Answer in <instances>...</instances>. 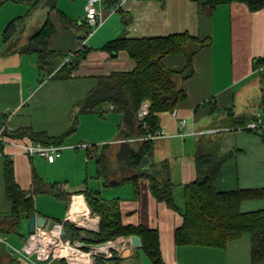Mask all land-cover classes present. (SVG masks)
<instances>
[{
  "label": "crops",
  "instance_id": "crops-1",
  "mask_svg": "<svg viewBox=\"0 0 264 264\" xmlns=\"http://www.w3.org/2000/svg\"><path fill=\"white\" fill-rule=\"evenodd\" d=\"M86 1L56 0V8L66 18H61L56 10L48 14L55 30L48 38L47 48L58 54L53 59L56 69L65 62L63 55L78 50V39L87 30L84 18ZM37 8L45 9L44 14L36 20L26 21ZM47 11L42 4L30 8L24 1L0 0V115L7 114V107L17 109L16 114H7L2 124L7 121L14 131L30 128L57 136L68 130L77 116L75 130L85 120H92L97 127L93 131L95 138L67 137L61 144V156L52 163L40 156L16 152L12 146H1L0 216L11 212V204L5 197L3 175V156L7 155L12 160L15 180L21 189L33 191L36 176L45 186L56 184L58 189L70 193L63 198L51 192L34 194V214L45 217L48 223L68 221L79 228L98 229L99 217L90 213L84 195L74 192L82 186L98 192L104 200L118 201L123 223L156 228L161 256L166 264L242 263L240 259L246 248H240L235 242L242 236L223 248H217L176 244L174 235L185 209V185L197 177V153L224 158L216 180L219 190L264 187V141L256 132L244 128L256 119L264 101V65L263 71H257L255 66L258 58H264V8L252 11L245 3L233 2L204 11L194 0H105L100 22L91 29L83 44L89 51L70 77H48L32 90L30 79L24 82L21 71L24 61L31 68H37V55L22 53L21 47L37 34ZM67 19L70 20L69 26L64 25ZM11 21L16 24L15 32L5 42L3 34ZM21 22L23 25L18 26ZM181 32L211 42L193 57V75L183 82L186 98L177 104L174 114H160L159 129L165 130L168 136L154 144L153 159L170 161V177L175 185L173 200L177 208L173 210L155 200L146 178L136 180L137 187L131 181L105 186L103 178L97 176V165L94 158L87 155V149L118 140L121 114L112 111L109 105H104L101 113L77 112L73 119L71 112L96 84L98 77L134 68L135 62L126 51L120 50L112 56L103 50L107 42L122 36L163 37ZM59 56L63 60L58 62ZM163 63L167 68L181 69L185 59L180 55H167ZM107 112L110 114L106 116ZM229 113L234 116L233 120ZM241 117L247 120L244 126L235 123L236 118ZM181 119L186 120L183 126L179 124ZM75 197L82 198L88 217L69 215ZM241 208L243 211L263 209L264 198L247 200ZM28 224L29 218L23 217L15 230L9 233L0 231L8 243L0 242V264H153L140 246L131 245L129 236L113 240L115 245L110 246L111 258L107 260L85 256L73 262L65 259L40 261L35 254L12 253V248L23 249L31 234ZM247 242L249 247V238Z\"/></svg>",
  "mask_w": 264,
  "mask_h": 264
},
{
  "label": "trees",
  "instance_id": "trees-1",
  "mask_svg": "<svg viewBox=\"0 0 264 264\" xmlns=\"http://www.w3.org/2000/svg\"><path fill=\"white\" fill-rule=\"evenodd\" d=\"M19 1L28 3L30 8L38 4L48 8L44 23L37 34L21 47V52L37 55V69L40 74L55 79L69 78L89 49L82 46L75 52L66 53L64 57L72 54L70 60L56 69L53 59L58 54L47 48L48 38L55 30L48 14L56 10L61 18H66L64 13L56 8V0ZM194 1L204 11H212L221 4L233 2L245 3L252 11L264 8V0ZM68 22L70 23V20L67 19L64 25L69 26ZM15 28L16 24L13 21L7 25L3 34L5 42L11 38ZM85 36L86 32L81 34L80 38ZM210 42V39L181 32L163 37L122 36L102 47L112 56L124 50L135 62L132 70L114 71L98 77L96 84L75 104L79 114L101 113L104 105H109L112 111L121 114L118 140L100 147L92 145L87 149V155L93 157L97 165V176L103 178L105 186H117L131 181L137 187L136 180L146 178L155 200L165 203L173 210L177 209L173 200L175 185L170 177V161L168 159L154 161L153 148L159 139L153 141L143 138L160 130L161 113L173 112L177 104L186 98L183 82L193 75V57ZM167 55L182 56L185 59L184 66L181 69L167 68L163 63ZM260 65H264L262 57L255 61L256 68ZM144 101L149 102L148 113L139 118L137 112ZM260 111L264 116V101L260 104ZM229 116L231 120L234 119L232 113H229ZM6 117L7 114L0 115V126ZM76 117L71 127L57 136H50L45 131H33L30 128L17 129L6 135L32 143L61 146L75 131ZM246 122L247 120L241 117L236 118L235 123L244 126ZM256 133L264 141V131ZM222 159L224 158L211 153L201 152L195 156L197 177L185 185V209L182 213V222L175 230V242L223 248L228 242L247 235L250 245L249 264H264V208L251 211H243L241 208L242 203L247 200L264 198V187L219 190L216 180L221 173ZM3 175L5 197L11 204L10 214L0 216V231L3 233L15 230L21 218H30L34 214V194L51 192L58 198L70 194L58 189L56 184L45 186L36 176L33 191L21 189L15 180L12 160L7 155L3 156ZM74 192L82 193L90 213L99 217L98 229L94 231L79 228L65 221L63 222L65 238L79 240L84 243L83 249L86 250L92 244L137 235L141 240V250L151 262L166 264L161 256L156 228L123 223L119 202L104 200L96 191L80 187L74 189Z\"/></svg>",
  "mask_w": 264,
  "mask_h": 264
},
{
  "label": "built area",
  "instance_id": "built-area-1",
  "mask_svg": "<svg viewBox=\"0 0 264 264\" xmlns=\"http://www.w3.org/2000/svg\"><path fill=\"white\" fill-rule=\"evenodd\" d=\"M105 0H87L84 7V18L87 25L86 36L91 32L100 22L101 9ZM79 38V48H82L85 38ZM71 56L69 54L64 58L67 61ZM257 71H263V66L260 65L256 68ZM149 102L144 101L141 103L137 116L143 118L148 113ZM174 114V111H173ZM180 126L185 125L186 120L179 121ZM245 129L254 132H263L264 130V116L261 112L256 115V119L248 122ZM14 128L5 121L0 126V145H9L14 147L16 152L23 153L29 156H40L45 158L49 163L61 156L62 146L59 145H43L41 143H32L25 139L11 138L6 133H11ZM168 134L165 130L160 129L155 134L145 136L143 139H151L153 141L167 137ZM63 222H49V226L37 227L35 226L33 232L26 238L23 249L21 251L12 248V253H25L27 255L35 254L40 261H49L51 259H65L69 262L77 261L81 257H90L91 259L103 258L105 260L111 258L110 246L115 245L114 241H107L100 246L91 245L88 249H83L81 242H75L65 238L62 233ZM0 242L7 243L6 239L0 235Z\"/></svg>",
  "mask_w": 264,
  "mask_h": 264
},
{
  "label": "rangeland",
  "instance_id": "rangeland-1",
  "mask_svg": "<svg viewBox=\"0 0 264 264\" xmlns=\"http://www.w3.org/2000/svg\"><path fill=\"white\" fill-rule=\"evenodd\" d=\"M27 9V7L25 6L24 7V10H26ZM44 12H45V9H43V8H37V9H35V10H33L31 13H30V15L29 16H27V18H26V21H29V19H31V18H34V20H36V19H38V18H40L41 17V14H44ZM24 22V21H23ZM23 22H21V23H18V26H22L23 25ZM65 58V57H64ZM60 60H63V57H60L59 56V58H57V61L59 62ZM58 64V63H57ZM23 66H24V69L21 71V73H22V75H23V80H24V82H27L29 79H30V83H32V85H31V89L33 90L36 86H38L39 85V80L40 79H43V80H47V76L46 75H43V74H40L39 72H38V70H37V68H36V66H35V68L33 67V68H31L30 67V64L27 62V61H24V63H23ZM24 91H26V88L24 87ZM16 112H17V109H12V108H8L7 107V109H6V113L9 115V114H16ZM77 114V107H73L72 108V112H71V118L73 119V117H74V115H76ZM108 114H110V113H106V116L108 115ZM116 115H118V114H116ZM109 117V116H108ZM117 117V116H116ZM105 123H106V120L104 121ZM86 123V124H85ZM85 123L82 125V126H80V128L79 129H77V131L75 132V133H73V134H70L69 136H72V137H76V135H78V136H84V137H86L88 140H94V132L93 131H96V129H97V127L94 125V122H92V120H90V122L89 121H87V120H85ZM78 131H80V132H78ZM88 131V132H87ZM68 136V137H69ZM65 141V140H64ZM77 166H74V168H76ZM71 170H72V168H71ZM96 180V179H95ZM82 187V186H81ZM176 198H179V197H176ZM177 200V199H176ZM177 202H178V200H177ZM69 212H71V211H69ZM88 217V216H87ZM64 236V235H63ZM248 236L247 235H244V237L242 236V238L241 239H244V240H241V239H239V240H237V241H235L236 243H237V245H239L240 246V248H246V250H245V253H244V255H242V259H240V260H242V263L240 262L239 264H249V258H248V256H249V247H247L248 246V238H247ZM73 241H75V242H80L79 240H73ZM95 245V244H94ZM246 246V247H245ZM247 248H248V251H247Z\"/></svg>",
  "mask_w": 264,
  "mask_h": 264
},
{
  "label": "water",
  "instance_id": "water-1",
  "mask_svg": "<svg viewBox=\"0 0 264 264\" xmlns=\"http://www.w3.org/2000/svg\"><path fill=\"white\" fill-rule=\"evenodd\" d=\"M35 226L37 227H48L49 223L47 222V219L41 215L38 214H32L29 218V224H28V231L29 233H32ZM63 235L65 234V230L63 228L62 230ZM130 243L133 247H139L141 245V240L137 235H130L129 236ZM103 243L95 244V246H100ZM81 246H84V243H81Z\"/></svg>",
  "mask_w": 264,
  "mask_h": 264
},
{
  "label": "bare ground",
  "instance_id": "bare-ground-1",
  "mask_svg": "<svg viewBox=\"0 0 264 264\" xmlns=\"http://www.w3.org/2000/svg\"><path fill=\"white\" fill-rule=\"evenodd\" d=\"M72 21V20H71ZM69 215L74 217L75 215H83L87 217L88 210L81 197H75L70 207Z\"/></svg>",
  "mask_w": 264,
  "mask_h": 264
}]
</instances>
